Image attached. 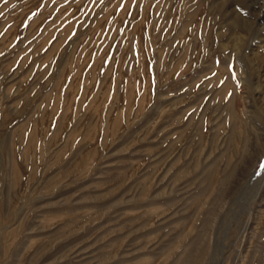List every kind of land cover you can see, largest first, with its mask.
Masks as SVG:
<instances>
[{
    "label": "rangeland",
    "instance_id": "1",
    "mask_svg": "<svg viewBox=\"0 0 264 264\" xmlns=\"http://www.w3.org/2000/svg\"><path fill=\"white\" fill-rule=\"evenodd\" d=\"M0 264H264V0H0Z\"/></svg>",
    "mask_w": 264,
    "mask_h": 264
}]
</instances>
